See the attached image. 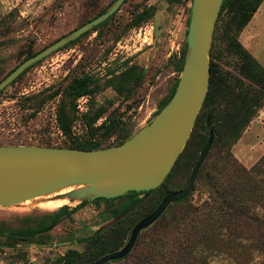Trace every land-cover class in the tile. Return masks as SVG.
<instances>
[{
	"label": "rangeland",
	"instance_id": "rangeland-1",
	"mask_svg": "<svg viewBox=\"0 0 264 264\" xmlns=\"http://www.w3.org/2000/svg\"><path fill=\"white\" fill-rule=\"evenodd\" d=\"M111 1L0 0V79L11 72L27 52H36L89 21ZM190 5L189 0L180 3L125 0L109 20L22 72L0 90V145L48 143L67 147L70 139L57 124L56 107L65 98L63 90L67 84L74 77L84 75L92 76L100 88L93 95L76 99L71 140L89 138L86 115L100 106H107L106 112L93 126L99 125L112 111L122 119L129 133L136 132L166 99L179 76L177 60L186 40ZM143 10L149 15L134 26L132 20ZM145 32L149 33L147 38L143 37ZM238 39L264 67V0L240 31ZM216 46L217 42L214 49ZM127 60L143 67L144 77L129 97L123 98L106 82L125 67ZM226 60L221 62L223 68L237 74L234 56ZM119 132L103 138L99 130L95 138L101 140L102 147L112 146L119 141ZM231 150L237 162L246 169L236 196L247 205L250 218L260 223L264 231V105ZM216 154L217 150L211 149L185 204L171 202L158 219L139 231L127 259L110 260L105 264H133L158 240H161V247L165 244L168 248L169 240L175 238L177 248L178 237L187 231L182 227V220L194 216L191 211H200L208 200L200 180L206 177V167ZM173 180L178 187L174 190H179L186 184L187 175L180 170ZM47 198L0 206V264H54L67 249L82 251L85 243L81 239L111 222L114 209L129 200L121 197L110 202H86L69 217L60 216L48 234L15 239V247L8 246L6 243L12 240L5 236L6 233L46 224L61 206L70 211L80 203L68 199L67 203L51 209L41 205ZM187 204L194 207L187 209ZM190 232L189 239L180 242L189 255L183 254V258L190 259L189 264H264V248L255 245L254 235L243 226L228 223L220 215H216L213 227L207 232L208 237L214 238L211 243L200 241ZM174 257H159L158 260L164 261L161 264H186L182 258Z\"/></svg>",
	"mask_w": 264,
	"mask_h": 264
},
{
	"label": "trees",
	"instance_id": "trees-1",
	"mask_svg": "<svg viewBox=\"0 0 264 264\" xmlns=\"http://www.w3.org/2000/svg\"><path fill=\"white\" fill-rule=\"evenodd\" d=\"M113 1L114 0L94 17L103 13ZM181 1L182 0H167L168 3H180ZM189 1L191 4L192 0ZM261 1L262 0L222 1L209 53V87L190 136L165 180L156 188L148 191H129L124 195L114 198H97L91 201L110 202L121 197L129 198L127 203L123 204L118 209H114L111 222L100 226L95 229L91 235L81 239V241L85 243L82 251L72 248L67 249L61 255L57 263L54 264H90L101 256L125 246L129 239L131 229L136 224L137 220L152 212L166 194L178 188L175 186L173 180L177 172L183 170L188 180L191 170L202 148L207 142L210 129L214 131V139L207 156L213 148L217 150V154L214 156L213 162L206 167V177L204 180H200L203 189H205L208 195V200L205 202L203 209L200 211H191L194 216L187 219V221L182 220V227L187 229V231L178 237L177 248L175 238L169 240L168 248H165V244L161 247V240L157 242L154 241L153 248L150 250L147 249V253L142 254L139 260L133 264H161L164 261L159 262L158 258L162 257L166 259V256H175L174 258L178 259L182 258L184 263L189 264L190 259L186 256L183 258L185 250L183 247L184 245H180V242L191 235L190 231L194 232V235L202 242L211 243L214 241L213 237H208L207 232L213 227V219L216 215L222 216L228 223L245 227L246 230L256 238L254 241L255 245L264 248V231L261 230V224L250 218L247 205L236 196L235 192L244 179L246 169L237 162L231 150L246 126L264 105V67L247 51L238 39L240 31L249 22ZM115 12L103 22L109 20ZM148 15L149 12L143 10L132 20V24L134 26L138 25L142 20L146 19ZM188 21L189 17L187 19V24ZM103 22L92 29H95ZM73 41L74 40L70 41L68 44ZM215 42H217V46L214 49ZM185 47L186 44L184 43L180 50V57L177 60L178 75L182 68ZM40 50L36 52H27L23 60L36 54ZM229 56H234L236 59L237 74L225 70L223 64H221V62H226ZM143 77L144 68L139 64L131 63L127 60L125 67L118 73L112 74V76L108 78L106 85H110L119 96L127 98L130 93L141 84ZM177 81L178 77L168 96L160 103L154 114H156L171 98ZM99 88V84H97L95 79L90 75L74 77L64 88L63 96L65 98L62 99L56 107V121L61 132L70 139V143L67 147L79 149L101 148V140L95 138L99 130H101L103 138L112 135L116 131H120V138L116 145L122 143L132 135L122 124V119L116 116L112 111L107 114L105 120L99 125L93 126V123L106 112L107 106H100L96 108L94 112H89L86 115V123L89 126V138L71 140L73 112L76 106V99L82 95H93ZM40 145L52 146L48 143ZM207 156L200 167V172L205 167ZM187 196L188 195L171 204L184 203ZM86 202L87 201H81L70 211H67L66 206H61L57 211H54L48 223L42 224L36 228L6 233L5 236L12 240L6 244L15 247V239L35 238L48 234L49 231L57 225L60 216L66 215V217H69L71 212L76 211ZM187 206V209L194 207L192 204H187ZM134 214H138V217H135ZM175 222L179 223L177 220ZM162 241L164 242V238ZM135 244L136 240L126 255L113 260L127 259ZM185 254L189 256L188 253L185 252ZM191 258L194 260L192 254ZM107 262L108 261L102 264Z\"/></svg>",
	"mask_w": 264,
	"mask_h": 264
},
{
	"label": "water",
	"instance_id": "water-1",
	"mask_svg": "<svg viewBox=\"0 0 264 264\" xmlns=\"http://www.w3.org/2000/svg\"><path fill=\"white\" fill-rule=\"evenodd\" d=\"M124 1L114 0L103 13L23 60L0 79V90L32 64L106 20ZM222 1H191L183 64L174 93L146 124L122 143L96 149L0 145V206L39 197L90 202L159 186L183 150L205 99L210 76L209 53ZM213 139L214 131L210 129L186 184L166 194L152 212L136 222L125 246L90 264H102L126 255L140 230L158 219L171 202L184 198L191 191ZM68 187L72 188L53 195Z\"/></svg>",
	"mask_w": 264,
	"mask_h": 264
},
{
	"label": "bare ground",
	"instance_id": "bare-ground-1",
	"mask_svg": "<svg viewBox=\"0 0 264 264\" xmlns=\"http://www.w3.org/2000/svg\"><path fill=\"white\" fill-rule=\"evenodd\" d=\"M72 187H68V188H64V189H62V190H60V191H57L56 193H53V195H57V194H60V193H62V192H66V191H68V190H70ZM52 195V196H53ZM48 196H50V195H48ZM49 198V197H48ZM47 198V201H45V202H43V203H41V205L42 206H44L45 208L47 207H51V209H52V207H56V206H59V205H61V204H64V203H67V198H58V197H56V198H54V197H52L51 199H48ZM60 207V206H59ZM57 208V207H56Z\"/></svg>",
	"mask_w": 264,
	"mask_h": 264
},
{
	"label": "built area",
	"instance_id": "built-area-1",
	"mask_svg": "<svg viewBox=\"0 0 264 264\" xmlns=\"http://www.w3.org/2000/svg\"><path fill=\"white\" fill-rule=\"evenodd\" d=\"M148 34H149L148 32L147 33L146 32L143 33V35H144L143 37H146L147 38L148 37Z\"/></svg>",
	"mask_w": 264,
	"mask_h": 264
}]
</instances>
